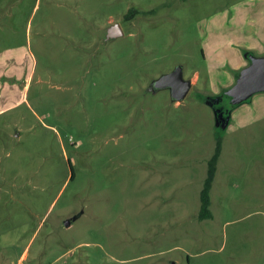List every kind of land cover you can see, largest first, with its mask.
<instances>
[{
	"label": "rangeland",
	"instance_id": "rangeland-1",
	"mask_svg": "<svg viewBox=\"0 0 264 264\" xmlns=\"http://www.w3.org/2000/svg\"><path fill=\"white\" fill-rule=\"evenodd\" d=\"M243 1L0 0L29 78L0 115V264H264V91L226 94L264 54ZM178 65L182 101L151 89Z\"/></svg>",
	"mask_w": 264,
	"mask_h": 264
},
{
	"label": "crops",
	"instance_id": "crops-1",
	"mask_svg": "<svg viewBox=\"0 0 264 264\" xmlns=\"http://www.w3.org/2000/svg\"><path fill=\"white\" fill-rule=\"evenodd\" d=\"M238 9L240 10V14H242L243 18H248V21H243L240 25H247L248 23H251L253 25L254 22H257V20H260L262 17H264V0H248L243 1L238 6ZM244 11V14H243ZM260 26V28H258ZM258 30L261 29V32H264V28L261 27V24L259 23L255 25ZM249 38H254L255 34L251 33L247 35ZM264 37V35H262ZM260 44V40L256 39L254 40V43L252 41L251 48L254 45ZM249 47V46H248ZM264 54L258 55L262 56ZM24 59V54L21 50V46L18 47H10L0 49V115H3L10 110L14 109L15 107L21 105L23 102H27L28 96V86H29V78L22 79L23 74V66L24 62L22 61ZM250 63V58L248 57L247 60H243L239 65L235 67L236 75L226 73V78L228 81L234 82L239 74L242 68H244L246 65ZM234 76V78H233ZM30 77V76H29ZM237 115V114H236ZM25 252H28L25 250Z\"/></svg>",
	"mask_w": 264,
	"mask_h": 264
},
{
	"label": "water",
	"instance_id": "water-1",
	"mask_svg": "<svg viewBox=\"0 0 264 264\" xmlns=\"http://www.w3.org/2000/svg\"><path fill=\"white\" fill-rule=\"evenodd\" d=\"M123 34L118 23L112 24L109 28V38ZM193 85L192 78L185 77L182 65H178L170 72L164 73L151 84L155 87L169 88L174 101L185 99ZM264 91V55H253L250 63L240 71L236 82L226 91L228 96L238 100H247L254 93Z\"/></svg>",
	"mask_w": 264,
	"mask_h": 264
},
{
	"label": "trees",
	"instance_id": "trees-1",
	"mask_svg": "<svg viewBox=\"0 0 264 264\" xmlns=\"http://www.w3.org/2000/svg\"><path fill=\"white\" fill-rule=\"evenodd\" d=\"M131 10H132V12H134V14L138 11L136 9H131ZM235 81L232 84H230V85L232 86L235 83ZM220 149L221 148H220V141H219V145H218L217 151H216V153L213 156L212 161H211L210 176L208 177L206 185H205V187H204V189L202 190V193H201V210H200V217L201 218H208V217H212L213 216L212 211L210 209V205H211L210 190H211L212 180H213V177H214L215 163H216V160H217L218 155L220 153Z\"/></svg>",
	"mask_w": 264,
	"mask_h": 264
},
{
	"label": "bare ground",
	"instance_id": "bare-ground-1",
	"mask_svg": "<svg viewBox=\"0 0 264 264\" xmlns=\"http://www.w3.org/2000/svg\"><path fill=\"white\" fill-rule=\"evenodd\" d=\"M262 22H264V18H263V21ZM262 25V27H264L263 25H264V23L263 24H261ZM258 28H260V26L258 27ZM258 32H260L262 35H264V32L262 33L261 32V29H259V31Z\"/></svg>",
	"mask_w": 264,
	"mask_h": 264
}]
</instances>
